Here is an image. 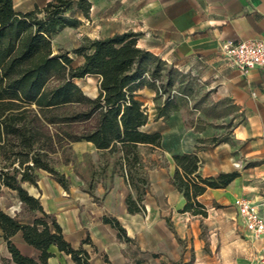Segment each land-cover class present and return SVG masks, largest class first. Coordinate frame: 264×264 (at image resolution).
Instances as JSON below:
<instances>
[{
	"label": "trees",
	"instance_id": "trees-1",
	"mask_svg": "<svg viewBox=\"0 0 264 264\" xmlns=\"http://www.w3.org/2000/svg\"><path fill=\"white\" fill-rule=\"evenodd\" d=\"M91 6L90 0H48L42 7L19 12L13 0H0V190L15 191L21 211L32 215L23 222L17 213L11 215L0 208L6 248V254L0 255L1 264H47L53 246L70 255L75 264H90L82 246L88 237L73 247L55 214L46 212L39 197L30 194L23 183L36 185L39 170H46L68 190V179L56 166L71 162V143L86 141L102 157H113L112 172L119 173L130 189L124 199L127 211H143L150 164L139 146L160 147L161 134L143 129L149 114L139 90L148 88L156 98L164 96L155 106V119L183 107L192 93L190 82L183 84L189 74L138 46L139 33L131 29L87 38L71 50L83 59L76 66L70 51L53 52L52 36L64 27H77L80 17L89 19ZM88 75L98 77L94 97L74 81ZM206 97L204 93L202 101ZM226 139L199 137L195 148ZM196 150L172 154L175 169L169 181L185 198L181 211L205 217L208 210L198 196L208 188L226 187L238 172L201 175ZM103 220L117 229L120 238L130 240L117 218L103 216ZM19 231L38 251L36 256L23 254L12 241ZM172 264H193V259Z\"/></svg>",
	"mask_w": 264,
	"mask_h": 264
},
{
	"label": "crops",
	"instance_id": "crops-1",
	"mask_svg": "<svg viewBox=\"0 0 264 264\" xmlns=\"http://www.w3.org/2000/svg\"><path fill=\"white\" fill-rule=\"evenodd\" d=\"M47 1L13 3L17 11L26 12ZM170 1L154 8L157 17L143 16L139 20L133 30L139 33L137 44L195 77L212 102L230 105L229 118L234 124L227 139L196 150L197 138L219 136L222 129L215 128L208 118H203L201 127L189 123L184 107L164 119L157 118L152 129L160 132L161 145L144 156L150 164L149 188L141 212L127 211L124 199L130 189L123 177L106 189L100 185L94 194L76 189L69 195L51 174L39 170L36 185L25 182L23 186L39 197L46 212L55 214L65 239L73 247H79L88 237L82 246L89 254L90 264H172L190 259L193 264H224L221 251L206 249L205 239L222 242L233 240L240 233L251 243L242 247L246 258L264 264V242L248 234L233 204L241 196L264 208V67L242 74L225 60L221 50L228 42L264 39V0ZM146 90L149 89L139 90V98ZM83 142L95 149L92 143ZM195 150L201 162V175L238 172L226 187L208 188L198 196L207 207L205 217L181 211L185 198L169 181L175 169L172 154ZM7 190L15 195V191ZM16 201L15 205H1L0 200V208L9 214L10 209L16 210L18 214L21 203L17 197ZM103 216L117 218L130 240L120 238L117 229L105 222ZM31 219L32 215H27L23 222ZM1 233L0 229V252L4 251L0 255L6 254ZM11 239L23 254H38L23 240L20 231ZM256 242L262 244L260 250L252 247ZM51 249L53 256L47 264H75L70 255L54 246ZM238 251L227 252L233 257Z\"/></svg>",
	"mask_w": 264,
	"mask_h": 264
},
{
	"label": "rangeland",
	"instance_id": "rangeland-1",
	"mask_svg": "<svg viewBox=\"0 0 264 264\" xmlns=\"http://www.w3.org/2000/svg\"><path fill=\"white\" fill-rule=\"evenodd\" d=\"M36 1L39 2L40 0ZM90 2L92 6L90 8L89 19L80 17L81 23L77 27H64L51 38L53 52L56 53L64 50L70 51L69 56L72 58V64L74 66L79 65L83 59L81 56L71 52V50L85 42L87 38L93 39L106 37L115 32H121L127 29L135 30L138 25L137 23L143 16H145V18L149 16L157 17V11H154V8L158 5L166 6L171 1L90 0ZM74 81L87 95L94 97L98 93L97 76L88 75L82 78H75ZM187 81L190 82V85L192 86V93L187 98L188 102L183 106L188 122H195L197 127H201L202 123L205 122L203 118H208L211 120V124L215 128L222 129L219 136L228 137L231 132V126L234 124L233 121L229 122V114H225V112L231 111L230 105H227L226 102H212L213 99L210 96L206 98L205 101H202L201 98L204 94L203 86L200 85V82L195 77L190 75L184 77L183 84H187ZM176 87L177 83L172 89V93L176 92ZM142 92L140 98L143 99V103L144 101L146 102L144 105L149 114L148 123L143 126V129L153 131L152 128L157 125L156 119L154 118L156 112L155 106L163 101L164 96L156 98L155 91L151 89ZM145 92H149L150 94ZM153 149L155 148L148 145L139 146V150L143 156H147V154ZM69 154L71 162L67 164L59 163L56 166V169L63 172L68 179V190L63 189L69 195L74 193L76 189L94 194L95 190L100 185L106 189L107 187H111L115 183V180H121L119 173L112 172L113 157H102L97 150L92 146L85 144L83 141L71 143ZM97 198L100 197L98 196ZM0 200L1 205L8 203L15 205L17 202L16 194L13 195L5 188L4 190H0ZM10 210L11 214L17 213L16 210ZM18 215L19 219H22V221L25 220L27 216V214L21 210ZM205 234L206 232L203 231L202 235ZM246 240H248V242H244ZM245 243L251 246L246 235L240 233L239 237L236 236L233 240H224L222 242L218 241L216 238L212 240L205 239V248L220 250L224 255V264H260L258 260L253 261V259L248 260L246 258L245 254L241 251ZM1 246H3V243L0 239V248ZM252 247L260 250L262 244L256 242ZM236 250H239L236 253V256H229V251ZM2 251L0 253L4 252Z\"/></svg>",
	"mask_w": 264,
	"mask_h": 264
},
{
	"label": "built area",
	"instance_id": "built-area-1",
	"mask_svg": "<svg viewBox=\"0 0 264 264\" xmlns=\"http://www.w3.org/2000/svg\"><path fill=\"white\" fill-rule=\"evenodd\" d=\"M221 50L225 60L242 74L255 67H264V39L228 42ZM233 204L248 234L264 242V208L241 196L236 197Z\"/></svg>",
	"mask_w": 264,
	"mask_h": 264
}]
</instances>
